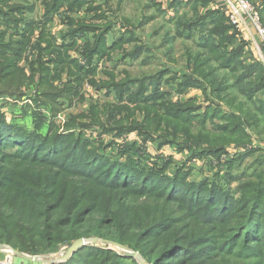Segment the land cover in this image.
I'll use <instances>...</instances> for the list:
<instances>
[{"label": "rangeland", "instance_id": "obj_1", "mask_svg": "<svg viewBox=\"0 0 264 264\" xmlns=\"http://www.w3.org/2000/svg\"><path fill=\"white\" fill-rule=\"evenodd\" d=\"M248 1L252 4V0ZM0 2V22L5 20L2 14H11L14 20L0 27V38L4 36L7 42V45L0 47V55L4 56L0 57V116L7 122L18 121L30 131L38 130L48 136H61V139L82 137L90 142L89 149L97 148L103 154H110L108 157L122 154V160L130 161L134 166L164 174L162 181L167 182L166 186L159 183L152 185V192L157 194V203L145 205L142 202L146 198L140 196L131 199L128 207L137 213L138 220H141L142 213L155 209L161 199H166L164 197L173 198L170 209L177 218L183 219V223L186 222V228L196 219L199 224H204L208 206L216 202L218 208L229 205L227 209L234 210L239 216L218 230L219 237L216 232L210 235L206 252L220 244L221 253L222 248L231 242L233 244L229 250L237 252L234 257L241 260L240 264H264V223L261 224L260 233L253 238L258 242L250 238L252 232L249 235L246 233L244 238L228 233L230 228L240 224V214L246 213L247 186L264 180L263 123L251 128L244 123L242 132L248 142L243 145L229 143L216 157L205 154L206 143L197 145L193 142L200 133L206 135L202 133V123L203 131L220 133L226 127L233 126L231 116L245 120L239 110L231 107L230 102L232 98H236L235 103L238 104L245 102L237 88H246V83L236 85L228 68L209 61L202 72H208L212 84L205 81L203 88L200 87L201 83L198 82H201V78L195 73L192 59H189V56L197 54H200L198 58L204 57V51L198 46L199 35L193 33L192 37L185 38L187 31L179 27L182 20L193 18V13L200 17L215 10L211 6L212 0ZM48 7L53 8L49 15L46 14ZM217 10L223 13L225 19L217 22L216 28L230 27L226 11ZM106 30L109 31L106 33ZM100 33L104 36V47L101 54L92 56L88 50L95 45ZM225 33L224 38L234 36L237 40L232 45H224V49L220 48V55L231 54L244 40L241 30L235 27ZM213 40L219 43L220 37L216 36ZM116 43L120 44L119 48L113 47ZM258 45L260 54L256 47H243L240 59L243 67L255 61L264 67V48L260 43ZM112 47L113 51H110ZM186 75L193 77L190 80L196 84L184 88ZM146 76L153 77V85L148 87L143 101L139 103L129 101L125 84L122 85L121 94H116V86L109 89L104 87ZM213 86L218 89L212 90ZM137 87L135 81L130 90ZM217 90L223 93L215 95L213 92ZM155 95L159 96L147 102L148 107H143V102ZM263 99L264 91L255 96L254 102L258 104ZM152 103L158 104H155V111L149 113ZM185 108L195 113L193 118L184 121ZM208 108L219 111L225 118L197 119ZM251 108L253 111V106ZM177 121L182 126L179 131L175 129ZM250 151H255V154L238 165H232ZM200 182L203 185L196 186ZM159 186L163 189H157ZM166 188L167 193L164 192ZM185 198H189L193 204L176 202ZM204 202L209 203L207 208H204ZM194 214H197V218L184 219V216ZM221 218L223 215L217 210L209 216L211 221ZM213 224L209 223L208 226ZM90 238L109 241L93 236L77 239ZM75 240L60 244L53 251L38 254L23 253L7 244H0L6 246L0 251V261L13 254L9 250L13 249L25 256H36L41 260H53V264H61L77 250L91 246L95 250L106 249L116 253L119 256L118 264H140L117 247L100 243H87L66 260L59 261L66 254L68 245ZM122 246L149 264L137 251L127 245ZM195 249L196 246L192 250ZM95 250L78 255L77 261L83 260L86 264V258L92 255L110 259L108 254L104 257L100 250ZM202 251L186 248V256L194 258L195 253ZM174 253L184 254L181 250ZM224 254H229V251ZM13 256V264H38Z\"/></svg>", "mask_w": 264, "mask_h": 264}, {"label": "trees", "instance_id": "obj_2", "mask_svg": "<svg viewBox=\"0 0 264 264\" xmlns=\"http://www.w3.org/2000/svg\"><path fill=\"white\" fill-rule=\"evenodd\" d=\"M256 7L264 22V2ZM51 12L53 8L48 7L46 14L49 15ZM193 14L195 15L190 20L179 22V27L187 31L184 34L185 38L192 37L193 33L199 35L198 46L204 51V57L198 58L200 54H197L196 57L189 56V59H192L195 73L201 78V82H198L201 83L200 87L203 88L202 83L205 81L212 84L211 76H207L208 72H202L208 67L209 61L228 68L233 74V82L236 85L246 83V88H237L239 94L242 93L245 98V102L235 103L236 98H232L230 102L231 107L239 110L245 120L231 116L233 126L226 127L220 133L203 131L204 123H202V133L206 135L200 133L193 141L197 145L206 143L205 154L216 157L229 143L243 145L248 142L242 132L244 123L250 128L259 127L261 123L264 125V99L258 104L254 102L255 96L264 91V67L257 61L249 66H242L240 59L243 47L247 45L244 40L231 54H219L220 48L224 49V45H232L237 40L234 36L224 38L225 32L234 26L229 24L231 28L229 26L216 28V23L225 19L220 10L208 11L200 17H197L196 13ZM2 15L5 20L0 22V27L4 23L14 21L11 14ZM107 31L109 30H106V33ZM216 36L220 37L219 43L213 40ZM103 37V33H100L95 45L88 50L90 55L101 54L104 47ZM6 43L4 36L0 38V47L5 46ZM117 43L114 48L120 47ZM93 47L95 49H92ZM113 47L110 51H113ZM0 57L4 56L0 55ZM152 78L150 76L140 80L129 78L122 83L108 84L104 87L109 89L116 86V94H121L122 85L125 84L129 101L139 103L143 101L148 87L153 85ZM190 78L193 77L189 75L184 77V88L196 84ZM135 81L138 87L130 90V86ZM154 85L156 87V84ZM216 89L217 86H213L212 90ZM213 93L218 95L223 92L217 90ZM158 96L145 100L143 107H148L147 102ZM155 104L158 103L150 104L149 113L155 111ZM187 109L185 108L186 112L182 116L184 121L189 117L193 118L192 115L195 113L194 110ZM215 116L225 118L219 111L208 108L197 119L205 121ZM177 123L175 129L179 131L182 126L178 121ZM37 131H30L18 121L7 122L3 116H0V244H7L23 253L38 254L53 251L58 245L77 238L93 236L127 245L137 251L149 264L241 263L240 259L234 257L237 252L229 250L233 244L231 242L222 248L221 253L220 244L207 253L210 235L216 232L219 237L218 230L226 227L239 216L234 210L227 209L229 205L218 208L217 202L213 206H208L209 203L204 202V208L208 206L207 220L205 219L204 224H199L196 219L194 224L186 228V222L183 223V219L177 218L170 209L173 198L164 197L166 199H161L155 205V209L142 213L141 220H138L137 213L128 207L132 203L131 199L140 196L146 198L142 202L145 205L157 203V194L152 192V185L159 183L166 186L167 182L162 181L164 174L134 166L130 161L122 160L120 157L122 154L108 157L107 155L110 154H103L97 148L89 149L90 142L82 137L68 136L61 139V136H48ZM260 132L262 133L263 130ZM254 154L255 151H250L232 162V165H238ZM202 185L203 183L200 182L196 186ZM160 188L163 189L162 186L157 187ZM246 191H248L245 197L246 213L240 214V224L230 228L228 233L233 237L244 238L246 233L249 235L252 232L250 238L253 239L260 233L261 224L264 223V180L260 179L257 183L249 184ZM164 192H168L167 188ZM176 202L193 204L189 198ZM216 210L222 213L223 218L211 221L209 216ZM191 217L184 216V219L187 221L197 218V214ZM209 223L215 224L209 227ZM228 238L229 236L226 237ZM252 241L258 242V239ZM194 246L196 249L192 250ZM186 248L191 251L199 252L201 249L204 251L195 253L192 258L186 256ZM95 249L91 246L81 248L61 264H84L83 260L77 261V256ZM99 250L104 257L108 254L110 259L105 260L103 257L92 255L86 258V264H118L119 256L116 253L106 249L95 251ZM177 250L183 251L184 254L174 253ZM226 251H229V254H224Z\"/></svg>", "mask_w": 264, "mask_h": 264}, {"label": "built area", "instance_id": "obj_3", "mask_svg": "<svg viewBox=\"0 0 264 264\" xmlns=\"http://www.w3.org/2000/svg\"><path fill=\"white\" fill-rule=\"evenodd\" d=\"M232 4L228 10L229 22L238 30H242L244 22H248L255 30L260 45L264 48V26L261 22L259 9L251 4L248 0H231ZM13 254L5 260L0 261V264H13Z\"/></svg>", "mask_w": 264, "mask_h": 264}, {"label": "water", "instance_id": "obj_4", "mask_svg": "<svg viewBox=\"0 0 264 264\" xmlns=\"http://www.w3.org/2000/svg\"><path fill=\"white\" fill-rule=\"evenodd\" d=\"M87 243H91V244H97V243H100V244H104V245H113L115 247H117L121 252L123 253H126L127 255L131 256V257H134L135 259H137V261L140 263V264H146L135 252L129 250L128 248L118 244V243H115V242H110V241H104V240H100L98 238H90V239H77L75 240L72 244H69L68 245V250L66 252V254H64V256L62 258L59 259V261H64L66 260L75 250H77L78 248L80 247H83L84 245H86ZM3 247H6V246H1L0 245V251L3 249ZM4 249H7V248H4ZM11 251V253H13L14 255H17V257L19 259H23V260H28V261H32V262H36L38 264H53L55 263V261L51 260V261H46V260H41L39 259L38 257L36 256H25L13 249H9Z\"/></svg>", "mask_w": 264, "mask_h": 264}, {"label": "crops", "instance_id": "obj_5", "mask_svg": "<svg viewBox=\"0 0 264 264\" xmlns=\"http://www.w3.org/2000/svg\"><path fill=\"white\" fill-rule=\"evenodd\" d=\"M262 2H264V0H252V4H254L255 6L260 5ZM231 4V0H212L211 6L213 5L215 9H221L224 12L226 11V13H228ZM241 33L243 35V39L247 42V46L250 48L256 47L257 52H259L260 54V47L258 45L260 41L255 30L248 22H244Z\"/></svg>", "mask_w": 264, "mask_h": 264}]
</instances>
